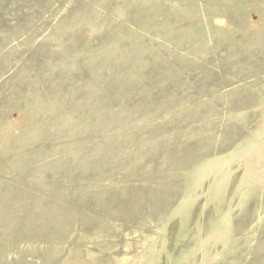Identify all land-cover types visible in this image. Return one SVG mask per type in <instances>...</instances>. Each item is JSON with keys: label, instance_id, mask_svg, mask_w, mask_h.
Listing matches in <instances>:
<instances>
[{"label": "rangeland", "instance_id": "rangeland-1", "mask_svg": "<svg viewBox=\"0 0 264 264\" xmlns=\"http://www.w3.org/2000/svg\"><path fill=\"white\" fill-rule=\"evenodd\" d=\"M0 264H264V0H0Z\"/></svg>", "mask_w": 264, "mask_h": 264}]
</instances>
